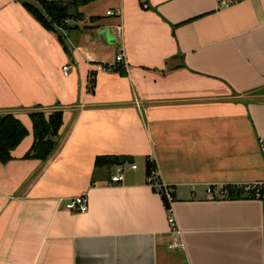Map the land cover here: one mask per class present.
<instances>
[{"label": "crops", "instance_id": "obj_1", "mask_svg": "<svg viewBox=\"0 0 264 264\" xmlns=\"http://www.w3.org/2000/svg\"><path fill=\"white\" fill-rule=\"evenodd\" d=\"M22 1L0 0V115L28 130L0 163V264H264V203L220 195L264 181V0H89L68 50ZM57 111L56 150L28 158L30 114ZM125 156L113 186L95 161ZM81 196L87 212L65 204Z\"/></svg>", "mask_w": 264, "mask_h": 264}, {"label": "trees", "instance_id": "obj_2", "mask_svg": "<svg viewBox=\"0 0 264 264\" xmlns=\"http://www.w3.org/2000/svg\"><path fill=\"white\" fill-rule=\"evenodd\" d=\"M89 0H34L33 3L22 1L23 6L34 16V18L48 31L56 32L59 35L60 42L64 49L68 50L66 38L58 32L60 27H66L73 16L82 18V15L76 11L80 4ZM75 15H74V14ZM109 69L108 65L104 66ZM116 67V66H115ZM112 67V71H118ZM94 87V83L92 88ZM91 88V89H92ZM33 125L34 145L27 157H34L46 161L56 150L58 146V137L63 126V113L54 112L46 116L43 112H33L30 114ZM28 136V130L24 124L12 114L0 115V163L6 164L12 160V151H14L22 141ZM149 166L148 176L155 168V163L147 161ZM123 165L118 157H97L95 161L96 168L111 167ZM167 208L170 207L165 197ZM227 198L241 199L252 198L248 194L236 188H230Z\"/></svg>", "mask_w": 264, "mask_h": 264}, {"label": "built area", "instance_id": "obj_3", "mask_svg": "<svg viewBox=\"0 0 264 264\" xmlns=\"http://www.w3.org/2000/svg\"><path fill=\"white\" fill-rule=\"evenodd\" d=\"M247 0H216L217 6L219 9L223 8H229L231 6H234L236 4H239L241 2H244ZM107 15H114L113 12L108 11ZM117 15H120V13H117ZM123 64L124 67H127L124 59V54L118 53L115 57V63L114 65L108 66L109 69L111 70L112 67H115L117 65ZM70 67L69 66H64L63 67V74L65 77L69 76L70 73ZM105 67L100 66L98 67V70H104ZM259 148L260 152L262 154V157L264 159V138H260L259 141ZM149 160V159H148ZM152 162L151 160H149ZM154 163V162H152ZM132 169H136L137 166L132 164L131 165ZM116 173L111 176V182L110 184L113 186H118L124 182V168L122 165L117 166ZM147 183L152 187L161 197H165L166 200L168 201L170 207L168 208L169 212V223L172 227V231L176 234L180 233V229L178 228L176 218L172 214V204L174 202V194L175 190L172 186L166 184L164 181H162L161 176H160V171L158 167L155 164V168L151 171L150 175L147 178ZM236 189L243 191L244 193L248 194L249 196H252L253 199L259 200L264 203V181L262 182H255L247 185H237L235 186ZM209 193L215 197L219 195V192L214 191L212 189L209 190ZM221 196H226V193H221ZM71 205H68L69 207L76 208L79 212L85 213L88 210V198L87 196H81L73 201H71ZM178 247H182L181 245H172L170 246V249H176Z\"/></svg>", "mask_w": 264, "mask_h": 264}, {"label": "rangeland", "instance_id": "obj_4", "mask_svg": "<svg viewBox=\"0 0 264 264\" xmlns=\"http://www.w3.org/2000/svg\"><path fill=\"white\" fill-rule=\"evenodd\" d=\"M74 14V13H73ZM75 15V14H74ZM73 18V20H71V22L66 26V27H60L59 29H58V32L60 33V34H62L64 37L66 36V34L68 33V31H69V29H71V28H74L75 26H76V24L79 22V18L78 17H76V16H73L72 17ZM66 38V37H65ZM136 163H139V161L138 160H136ZM123 166V168L125 169V172H124V175H125V173H126V171L130 168V166L131 165H122ZM107 170H108V173H109V171L111 170V167L109 166V167H107ZM113 171L116 173V168H113Z\"/></svg>", "mask_w": 264, "mask_h": 264}, {"label": "water", "instance_id": "obj_5", "mask_svg": "<svg viewBox=\"0 0 264 264\" xmlns=\"http://www.w3.org/2000/svg\"><path fill=\"white\" fill-rule=\"evenodd\" d=\"M120 162L121 164H124V165H132L134 164V159L132 157H128V156H125V157H120ZM66 205H71V201H67L65 203Z\"/></svg>", "mask_w": 264, "mask_h": 264}]
</instances>
